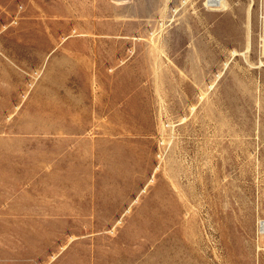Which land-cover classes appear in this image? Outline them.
Wrapping results in <instances>:
<instances>
[{"label":"rangeland","instance_id":"1","mask_svg":"<svg viewBox=\"0 0 264 264\" xmlns=\"http://www.w3.org/2000/svg\"><path fill=\"white\" fill-rule=\"evenodd\" d=\"M263 37L264 0H0V264H264Z\"/></svg>","mask_w":264,"mask_h":264},{"label":"bare ground","instance_id":"2","mask_svg":"<svg viewBox=\"0 0 264 264\" xmlns=\"http://www.w3.org/2000/svg\"><path fill=\"white\" fill-rule=\"evenodd\" d=\"M118 2L120 1V0H117ZM219 2V6H225V2H226V0H218ZM235 51V50H234ZM236 53V52H235ZM260 63L261 64H263V61H262V59H261V61H260ZM260 64V65H261ZM176 186V185H175ZM259 227H260V229H261V231H264V220L262 219V220H260L259 221Z\"/></svg>","mask_w":264,"mask_h":264},{"label":"built area","instance_id":"3","mask_svg":"<svg viewBox=\"0 0 264 264\" xmlns=\"http://www.w3.org/2000/svg\"><path fill=\"white\" fill-rule=\"evenodd\" d=\"M207 2L209 3L210 7H218L219 6L218 0H207Z\"/></svg>","mask_w":264,"mask_h":264},{"label":"crops","instance_id":"4","mask_svg":"<svg viewBox=\"0 0 264 264\" xmlns=\"http://www.w3.org/2000/svg\"><path fill=\"white\" fill-rule=\"evenodd\" d=\"M263 41H264V37H263Z\"/></svg>","mask_w":264,"mask_h":264}]
</instances>
